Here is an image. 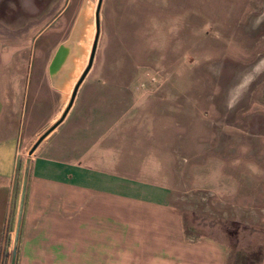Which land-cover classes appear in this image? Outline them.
<instances>
[{
  "label": "rangeland",
  "instance_id": "rangeland-1",
  "mask_svg": "<svg viewBox=\"0 0 264 264\" xmlns=\"http://www.w3.org/2000/svg\"><path fill=\"white\" fill-rule=\"evenodd\" d=\"M97 11L91 67L28 157L87 68ZM1 53L26 83L4 264L27 160L81 163L99 141L91 166L169 186L188 238L262 263L264 0H0Z\"/></svg>",
  "mask_w": 264,
  "mask_h": 264
},
{
  "label": "crops",
  "instance_id": "crops-1",
  "mask_svg": "<svg viewBox=\"0 0 264 264\" xmlns=\"http://www.w3.org/2000/svg\"><path fill=\"white\" fill-rule=\"evenodd\" d=\"M11 62L0 54V264L8 252L26 86L21 74L4 73ZM99 144L81 163L73 151L64 159L33 157L15 264H227L225 244L185 235L169 186L125 184L121 174L91 166L103 153ZM262 257L259 264L264 250Z\"/></svg>",
  "mask_w": 264,
  "mask_h": 264
},
{
  "label": "water",
  "instance_id": "water-1",
  "mask_svg": "<svg viewBox=\"0 0 264 264\" xmlns=\"http://www.w3.org/2000/svg\"><path fill=\"white\" fill-rule=\"evenodd\" d=\"M100 2H101V0H99V4H100ZM97 16H98V11L96 13V36H95V40H94V43H93V48H92V52H91V55H90V59H89V63L87 65V68L85 69L83 75L81 76L79 82L77 83V85H76V87L74 89V92L72 94V97H71V99L69 101V104L67 105V107L64 110L63 114L61 115L60 119L56 123H54L53 125L48 127L36 139V141L33 143V145L30 147V149L28 151V157L32 156V154L41 145V143L48 136H50V134H52V132L64 120L67 112L69 111V109H70V107H71V105L73 103V99L75 97V93L77 91V88H78L80 82L83 80V78L85 77V75L87 74L88 70L91 67V63H92L94 52H95V47L97 45V37H98V17ZM29 169H30V160L28 159L27 162H26V168H25V171H24L22 185H21V189H20V195H19V201H18V210H17V217H16V224H15L14 236H13V241H12L11 257H10L9 264H15V261H16V253H17V246H18V239H19V231H20V224H21L22 212H23V207H24L25 193H26V187H27L28 176H29Z\"/></svg>",
  "mask_w": 264,
  "mask_h": 264
},
{
  "label": "bare ground",
  "instance_id": "bare-ground-1",
  "mask_svg": "<svg viewBox=\"0 0 264 264\" xmlns=\"http://www.w3.org/2000/svg\"><path fill=\"white\" fill-rule=\"evenodd\" d=\"M260 67V66H259ZM262 69V68H261ZM10 262V261H9ZM9 264V263H8Z\"/></svg>",
  "mask_w": 264,
  "mask_h": 264
}]
</instances>
